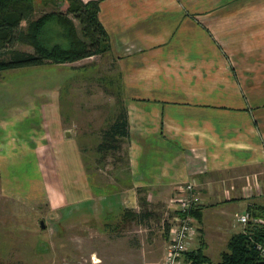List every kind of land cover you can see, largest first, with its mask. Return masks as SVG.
<instances>
[{"label":"crops","instance_id":"obj_1","mask_svg":"<svg viewBox=\"0 0 264 264\" xmlns=\"http://www.w3.org/2000/svg\"><path fill=\"white\" fill-rule=\"evenodd\" d=\"M98 19L110 45L104 83L128 117L127 185L145 189L147 209L168 210L193 183L200 206L187 251L217 264L242 229L236 216L264 208V3L100 0ZM104 204L90 214L110 233L128 220L140 233L155 218L138 211L137 199ZM111 204L137 210L120 209L110 224ZM156 220L160 247L146 241L145 249L136 236L110 264H160L169 235ZM96 257L93 264L107 263ZM180 262L191 264L186 253Z\"/></svg>","mask_w":264,"mask_h":264},{"label":"rangeland","instance_id":"obj_2","mask_svg":"<svg viewBox=\"0 0 264 264\" xmlns=\"http://www.w3.org/2000/svg\"><path fill=\"white\" fill-rule=\"evenodd\" d=\"M35 7L33 20L66 11L60 0H37ZM72 20L79 30V22ZM46 32L51 44H67L60 24H50ZM14 48L33 52L20 43ZM104 55L0 72V264H93L96 256L110 264L136 236L143 238L145 249L146 241L160 247L156 218H165V206H148L155 218L144 222L140 233L134 228L139 225L128 220L113 235L102 219L91 218L94 209L108 210V199L140 203L148 196L145 189L127 185V142L104 157L96 150L105 127L124 110L119 93L106 89L109 58ZM7 58V52H0V59ZM111 207L110 224L121 216L120 209L133 216L137 210ZM240 228L243 234L246 227ZM106 235L112 244H103Z\"/></svg>","mask_w":264,"mask_h":264},{"label":"trees","instance_id":"obj_3","mask_svg":"<svg viewBox=\"0 0 264 264\" xmlns=\"http://www.w3.org/2000/svg\"><path fill=\"white\" fill-rule=\"evenodd\" d=\"M36 1L0 0V52H7L8 55L7 59H0V72L42 67L46 64L73 63L108 52L109 37L98 19L100 0L86 3L82 0H60L66 6L65 12L46 13L33 20L31 18L35 13ZM70 16L79 22V30ZM52 23L63 26L67 44H51L46 29ZM16 43L32 47L33 52L15 49ZM127 139L128 122L122 109L103 130L96 150L104 157L108 151L120 150ZM140 206L141 214L152 215L145 202L140 201ZM191 213L198 218L199 207ZM252 214L255 217L264 216V208ZM164 227L168 233L169 227ZM256 243H264V232L259 226L250 224L243 234H235L229 239L227 251L221 255L217 264H264V258L255 249ZM186 260L191 264L208 262L199 252H187Z\"/></svg>","mask_w":264,"mask_h":264},{"label":"built area","instance_id":"obj_4","mask_svg":"<svg viewBox=\"0 0 264 264\" xmlns=\"http://www.w3.org/2000/svg\"><path fill=\"white\" fill-rule=\"evenodd\" d=\"M182 196L175 201V208L168 209L164 225L169 227V240L160 264H181L180 260L188 250V244L197 234L192 210L200 206L198 190L193 183L181 188ZM236 221L244 227L257 225L264 232V216H252L245 212L236 216ZM255 249L264 258V243H256Z\"/></svg>","mask_w":264,"mask_h":264},{"label":"water","instance_id":"obj_5","mask_svg":"<svg viewBox=\"0 0 264 264\" xmlns=\"http://www.w3.org/2000/svg\"><path fill=\"white\" fill-rule=\"evenodd\" d=\"M66 137H68L69 136V133L68 132H66ZM44 226H43V224H42V222H41V228H43Z\"/></svg>","mask_w":264,"mask_h":264}]
</instances>
